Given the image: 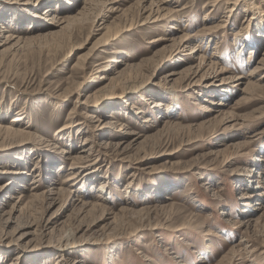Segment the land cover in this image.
Here are the masks:
<instances>
[{
	"label": "rangeland",
	"instance_id": "1",
	"mask_svg": "<svg viewBox=\"0 0 264 264\" xmlns=\"http://www.w3.org/2000/svg\"><path fill=\"white\" fill-rule=\"evenodd\" d=\"M224 2L0 0V264H264V24Z\"/></svg>",
	"mask_w": 264,
	"mask_h": 264
},
{
	"label": "bare ground",
	"instance_id": "2",
	"mask_svg": "<svg viewBox=\"0 0 264 264\" xmlns=\"http://www.w3.org/2000/svg\"><path fill=\"white\" fill-rule=\"evenodd\" d=\"M144 1V0H143ZM147 1H150V3H149V6L147 7V8H145V6L144 5H142L141 7H139L138 8V14H139V16H143L144 14H146L147 13V15H146V17H145V21H147L149 18H150V16L151 15H153L154 13H156L159 17L161 16L160 15V13H159V11L165 6V0H147ZM220 1H222V0H214V2H220ZM225 2H224V4H225V6H226V9H227V12L226 13H231L232 12V8H233V5H236L237 3L238 4H240V2H243V0H224ZM253 2V3H252ZM252 2L251 3H249V5L247 6V12H248V15L249 16H255L256 17V19H258V23H260V24H264V15L262 14V12H261V7L260 6H258V5H256L255 3H254V1L252 0ZM87 3H89V2H87ZM141 4V3H140ZM162 7V8H161ZM156 9V10H155ZM243 12V11H242ZM52 14H50V16H51ZM206 15V14H205ZM138 17V16H137ZM50 18V17H49ZM134 18V17H133ZM56 16L55 15H53V17H52V19H50L51 21H55L56 23H58V21H56ZM221 21V20H220ZM222 22V21H221ZM54 23V22H53ZM52 23V24H53ZM55 23V24H56ZM54 25V24H53ZM52 27V26H51ZM217 27H219L218 25H211L210 26V24H209V26H207V25H203V28L200 30L201 32H207V31H211V30H214L215 28H217ZM6 30V28H4L2 25H0V33L1 32H3V31H5ZM51 33V32H50ZM209 33V32H208ZM186 35V34H185ZM185 35H183V36H181L180 37V40L181 41H184L185 40V38H186V36ZM201 35V34H200ZM202 36V35H201ZM15 37H14V35L13 34H10L9 32L7 33V37H6V40H5V42H4V45H8V47H9V49H11V42H12V40L14 39ZM204 38V37H203ZM8 48H6L5 50H9ZM194 51V50H193ZM213 55V54H212ZM207 63V62H206ZM209 67L208 68H213V67H215L216 66V63H215V61L213 60V58L212 59H209L208 60V64H207ZM83 67H84V64H83ZM95 67H97V69H99V67H100V64H97ZM199 68H204L205 67V63L204 62H200V64H199V66H198ZM197 67V68H198ZM208 70V69H207ZM206 70V71H207ZM94 71H98V70H94ZM197 71V70H196ZM261 71H263V75H261L260 76V78H259V80L261 81V80H263V78H264V52H263V54H262V56H261V59H259V61L257 62V64L253 67V69L251 70V73H253V74H249V75H251V77H254V75H255V73H260ZM125 74V73H124ZM191 74H194V73H191ZM118 76L120 77L121 76V73H119L118 74ZM262 77V78H261ZM117 79V78H116ZM111 80H115V78H112ZM118 81V82H117ZM115 83H114V85H116L117 87L118 86H121V84L123 83H121V81L120 80H117ZM91 84H93L94 82L92 81V82H90ZM257 84V86H258V82L256 83ZM124 86V85H123ZM246 89V88H245ZM248 90V89H247ZM105 91V89H102V91L101 92H87L84 96H83V101H81V102H79L81 105H83V107L85 108V110H84V113H82L83 114V119H87V118H90V114L92 113V106H93V104L96 102V100L98 99V97H99V95L101 94V93H103ZM245 92V91H244ZM218 105V104H217ZM160 106H162V104H159L158 102H155V104L153 105V108H158V107H160ZM165 106V105H164ZM171 109H172V111H174L175 110V107L174 106H171ZM166 110V109H165ZM22 115H20L19 116V114H17V115H15L14 117H13V119L11 120V123H9L8 125H2V124H0V140H4V139H6V138H8V137H13V136H15V137H25V136H30V133L27 131H24V130H22V129H20V128H18L17 127V124H15V123H17V122H19L21 119H22V117H21ZM113 120H114V118H112ZM95 122H97V119L95 120ZM108 124V123H107ZM110 124H112V125H114L115 123H110ZM168 125L169 124V121H167V122H165V125ZM117 126H122V125H120V124H117ZM123 127V126H122ZM121 129L122 128H120L119 129V131H121ZM84 141V140H83ZM85 141H89L88 139L87 140H85ZM59 148V147H58ZM59 149H61V148H59ZM92 149V146L90 147V146H85V147H83V149L80 151V153H83V154H87V153H89L90 152V150ZM59 151H61V150H59ZM64 151V150H63ZM62 151V152H63ZM69 151H65V153H68ZM69 154V153H68ZM85 156L83 155V156H76V157H71L70 155H68V160H70L71 161V163H72V169H74V167H75V165L76 164H78L79 163V161L81 160V159H83ZM70 163V164H71ZM9 172V171H8ZM4 173V171L2 170L1 171V174H3ZM5 174V173H4ZM49 175V174H48ZM79 176H81V174L80 175H76V173L74 174V175H72V177L70 178V180L72 179H75V178H77V177H79ZM87 176V175H86ZM39 179L37 180V179H34L31 183H33L32 184V188H31V191H30V193H32L31 195H30V198H29V200H31L32 202H36L37 204H39L40 202H43L44 200H46L47 199V201L48 200H51L52 199V195H54V194H52L51 192L52 191H46V193H42V194H37L36 193V189L38 188V186H39ZM66 181H68V180H65L63 183H65ZM4 187H6V185L4 184V186H1L0 187V189H4ZM99 189H104V186H101ZM60 193H63V190H60L59 191ZM102 193H104V191H102ZM11 199H14V200H17V203H18V206H17V208H20V206L22 205V203L25 201L24 199V196H19L18 198H16V197H14V196H12L11 197ZM53 201V200H52ZM30 202V201H29ZM28 203V202H27ZM54 203V202H53ZM51 204V203H50ZM14 205V204H13ZM25 205H27V204H25ZM95 206H97V205H94V204H92V205H90V207L92 208V207H95ZM169 206V205H168ZM86 207H89V205L87 206V204H85V203H83L82 205H81V210H83V209H85ZM170 207H172V206H170ZM17 208H16V210H17ZM25 208V207H24ZM13 212V211H12ZM7 214V213H6ZM5 215V214H4ZM8 219L6 220V222L8 223ZM5 222V223H6ZM70 236H72V234H70L69 233V237ZM75 239V238H74ZM60 241V240H59ZM68 241V240H67ZM67 241H65V244H63V243H61L60 245H59V247L60 248H62V249H64L65 248V246L67 245ZM70 242V241H69ZM60 243V242H59ZM76 262L75 261H73V263H71V264H75Z\"/></svg>",
	"mask_w": 264,
	"mask_h": 264
}]
</instances>
